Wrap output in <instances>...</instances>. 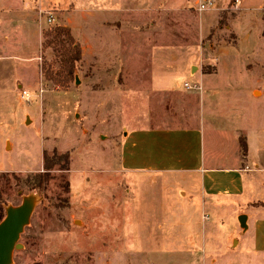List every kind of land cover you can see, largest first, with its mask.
Returning <instances> with one entry per match:
<instances>
[{
	"label": "rangeland",
	"instance_id": "obj_1",
	"mask_svg": "<svg viewBox=\"0 0 264 264\" xmlns=\"http://www.w3.org/2000/svg\"><path fill=\"white\" fill-rule=\"evenodd\" d=\"M199 1L0 0V220L24 198L36 200L12 264H264V253L252 250L254 227L237 218L252 208L201 202L177 177L128 173L120 163L128 131L194 123L199 106L186 82L219 88L202 115L264 130V0H216L206 12L196 10ZM59 27L82 49L69 84ZM181 31L188 40L202 31L192 73L183 55L174 71L157 76L186 94H154L148 52L160 40L172 46ZM130 40L137 57H130ZM44 152L69 161L50 171L38 193ZM258 175L264 181V170ZM258 198L256 206L264 205V192ZM254 210L264 226V206Z\"/></svg>",
	"mask_w": 264,
	"mask_h": 264
},
{
	"label": "crops",
	"instance_id": "obj_2",
	"mask_svg": "<svg viewBox=\"0 0 264 264\" xmlns=\"http://www.w3.org/2000/svg\"><path fill=\"white\" fill-rule=\"evenodd\" d=\"M12 1L31 4L35 0ZM93 32L87 31L90 37ZM201 32L198 31L196 39L188 40L189 34L181 31L179 39L173 40L174 43L171 44L173 47L162 40L156 46L153 43L148 54L153 65L151 88L154 94L167 91L186 94L185 91L167 87V83H160L157 71L164 70L169 73L174 71L181 56L186 55L188 59L186 64H189L191 74L196 52L198 53L200 49ZM85 33L82 38L89 44L88 35ZM129 33V38L132 35L135 37V31ZM115 37L114 46L120 51L123 46L120 33L115 34ZM136 44V41L130 40V57L138 56ZM84 50L86 51V48L83 44V56L86 54ZM169 62L171 64H168ZM202 79L206 85L208 81ZM217 87L207 84L203 92H187L188 95L197 98V106H199L196 110L198 115L191 125L165 127L157 124L128 131L122 141L120 163L128 173L177 177L180 186L201 202H238L246 209L252 208V212L238 213L237 218L246 215V228L254 227L256 233L252 250L264 253V226H259L257 216L253 214L254 209L258 210L259 207L264 206L263 204L256 206L258 202H263L258 195L264 192V181H261V176L258 174L264 170L261 169L264 167V130H259L257 133L250 132L239 122L240 120L230 121L229 118L218 120L211 111L202 115V104L204 106L208 101L214 100L219 91ZM177 106L182 110L181 102H178ZM235 120L237 122H234ZM256 136L259 137L256 139ZM208 137L211 138L210 141ZM243 138L246 139L248 146L247 156H243L242 153L240 142ZM168 190L174 194L172 187Z\"/></svg>",
	"mask_w": 264,
	"mask_h": 264
},
{
	"label": "trees",
	"instance_id": "obj_3",
	"mask_svg": "<svg viewBox=\"0 0 264 264\" xmlns=\"http://www.w3.org/2000/svg\"><path fill=\"white\" fill-rule=\"evenodd\" d=\"M53 35L52 33H47V37ZM62 36H65L67 41L62 40ZM55 38L61 41V44L64 48L65 58L63 60V68L66 72L64 77V83L69 84L74 80L75 76V68L77 63L82 60V49L78 43L75 42L71 30L68 27H59L55 31ZM68 43V45H66ZM68 46V47H67ZM241 148L243 156H247L248 154V146L246 139H241ZM69 161L68 154L58 155L56 152L51 157L48 155L47 152L43 154V165L44 171L42 173H38L34 176L35 185L33 187V191L38 193H43L46 190L47 185L51 181L50 171L57 165V164H64L63 168H65L66 164ZM1 221V220H0Z\"/></svg>",
	"mask_w": 264,
	"mask_h": 264
},
{
	"label": "water",
	"instance_id": "obj_4",
	"mask_svg": "<svg viewBox=\"0 0 264 264\" xmlns=\"http://www.w3.org/2000/svg\"><path fill=\"white\" fill-rule=\"evenodd\" d=\"M35 201L32 196L26 197L22 204L6 209V215L0 222V264H12L15 250L22 247L20 244L21 236L30 224L35 209ZM239 220L244 226L246 215L240 216Z\"/></svg>",
	"mask_w": 264,
	"mask_h": 264
},
{
	"label": "built area",
	"instance_id": "obj_5",
	"mask_svg": "<svg viewBox=\"0 0 264 264\" xmlns=\"http://www.w3.org/2000/svg\"><path fill=\"white\" fill-rule=\"evenodd\" d=\"M241 3V0H236L237 6H239ZM216 6V0H200L196 6V10L198 12H206L213 10ZM184 87L187 91H197V92H202L203 91V86L201 84H194L191 85L190 83L186 82L184 84ZM23 98L27 99L30 98V94L27 91H23Z\"/></svg>",
	"mask_w": 264,
	"mask_h": 264
}]
</instances>
